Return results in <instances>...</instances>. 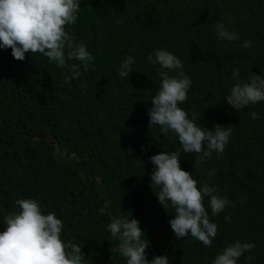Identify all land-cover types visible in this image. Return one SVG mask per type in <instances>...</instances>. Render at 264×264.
<instances>
[{
    "label": "trees",
    "instance_id": "obj_1",
    "mask_svg": "<svg viewBox=\"0 0 264 264\" xmlns=\"http://www.w3.org/2000/svg\"><path fill=\"white\" fill-rule=\"evenodd\" d=\"M80 7L66 30L87 45L94 67L81 69L77 79L65 82L68 71L39 53L21 61L10 48L0 49V219L18 210L15 200L38 199L46 213L62 219V239L81 245L85 264H126L106 225L129 213L139 214L132 217L150 241L147 260L167 255L170 264H212L228 244L252 240L258 255L246 252L238 264H264V102L238 111L224 100L243 41L264 54V0H82ZM217 22L239 36L227 41L224 58ZM160 48L181 59L186 75L194 73L180 107L203 127L217 122L232 128L222 153L196 162L195 153L180 158L198 184L212 183L233 201L217 215L208 210L218 225L210 247L174 237L168 224L173 210L162 207L150 186L149 157L180 148L175 135L148 123L160 69L146 57ZM127 55L136 58L128 80L117 74ZM206 68L225 82L221 96L201 73ZM252 111L260 118L253 120ZM78 196L87 203L80 205ZM204 203L207 209V198Z\"/></svg>",
    "mask_w": 264,
    "mask_h": 264
},
{
    "label": "clouds",
    "instance_id": "obj_2",
    "mask_svg": "<svg viewBox=\"0 0 264 264\" xmlns=\"http://www.w3.org/2000/svg\"><path fill=\"white\" fill-rule=\"evenodd\" d=\"M81 2L0 0V49L10 48L11 56L21 61L26 53H39L49 63L68 71L65 82L77 79L82 74L81 69L86 72L89 67H94V55L87 45L76 41L66 30V26L77 22ZM215 32L217 39L223 41L220 50L224 58L227 41L239 40V36L222 22L216 23ZM241 47L244 49L239 52L237 68L231 71L233 86L224 96L226 103L238 111L264 102V54L251 48L248 40H244ZM230 49L236 52V42ZM146 61L159 65L160 69L158 90L148 99L151 104L147 110L149 126H158L162 135L172 133L180 145L179 150L161 151L149 157L153 166L150 186L158 189L154 195L162 207L173 210L168 224L174 237H192L203 246L210 247L217 235L218 225L210 221L208 210L213 216L217 215L232 206L233 201L221 195L212 183L198 184L192 172L181 168L180 158L182 153H195L196 162L210 158L214 152L222 153L232 136V128L217 122L209 129L203 127L180 107L187 99L195 76L193 72L192 78L190 73V77L185 74L181 59L172 51L155 49L147 55ZM135 63L136 58L125 56L117 69L118 76L128 80ZM209 67L226 76L222 68L211 64ZM240 70L245 71L243 78H240ZM201 73L209 76V87L221 96L225 82L221 85L208 68ZM250 116L253 120L260 118L255 111ZM208 175H215V170H210ZM77 186L76 181L74 195ZM75 199L80 205L87 203L84 197ZM14 203L18 210L0 219V224L4 225V230L0 231V264H85L81 245L62 239L64 224L61 218L54 212L46 213L35 198H19ZM138 215L129 213L119 216L106 225V231L118 241L120 255L125 258L126 264H170L171 258L167 255H153L151 260L146 259L150 241L139 220L132 217ZM254 247L252 240H235L214 257L212 264H238L239 258L246 252L249 256L258 255Z\"/></svg>",
    "mask_w": 264,
    "mask_h": 264
}]
</instances>
